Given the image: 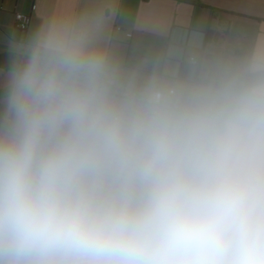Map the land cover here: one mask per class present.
<instances>
[{"label":"clouds","instance_id":"obj_1","mask_svg":"<svg viewBox=\"0 0 264 264\" xmlns=\"http://www.w3.org/2000/svg\"><path fill=\"white\" fill-rule=\"evenodd\" d=\"M0 264H264V56L137 84L70 28L17 45Z\"/></svg>","mask_w":264,"mask_h":264},{"label":"crops","instance_id":"obj_2","mask_svg":"<svg viewBox=\"0 0 264 264\" xmlns=\"http://www.w3.org/2000/svg\"><path fill=\"white\" fill-rule=\"evenodd\" d=\"M16 12L31 14L23 34ZM53 26L86 34L123 80L137 84L197 82L264 56V0H0V97L15 58L9 44ZM208 29L217 39L206 41Z\"/></svg>","mask_w":264,"mask_h":264},{"label":"built area","instance_id":"obj_3","mask_svg":"<svg viewBox=\"0 0 264 264\" xmlns=\"http://www.w3.org/2000/svg\"><path fill=\"white\" fill-rule=\"evenodd\" d=\"M36 4L33 3L32 5V9H36ZM15 17H16V28L18 29L19 33L20 34H23L24 31L26 30V28L28 27V25L30 24V21H31V14H26V13H22V12H16L15 13ZM128 37H130L132 35L131 32H127L126 33ZM23 43H21L20 41H14V42H11L9 45L11 48L15 49V47L17 45H21ZM190 62L196 66L199 65V59L197 57H194V56H191L189 58ZM117 68V67H116ZM118 71H122L123 69H120V68H117ZM138 75V73H137ZM144 77L147 76V78H158V76L156 75H149V74H144L143 75Z\"/></svg>","mask_w":264,"mask_h":264},{"label":"trees","instance_id":"obj_4","mask_svg":"<svg viewBox=\"0 0 264 264\" xmlns=\"http://www.w3.org/2000/svg\"><path fill=\"white\" fill-rule=\"evenodd\" d=\"M206 41L217 39V35L213 30L208 29L206 32Z\"/></svg>","mask_w":264,"mask_h":264}]
</instances>
